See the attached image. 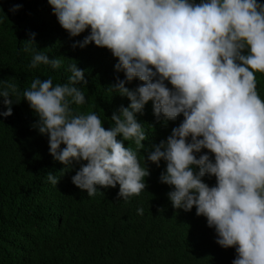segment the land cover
Segmentation results:
<instances>
[{"label":"clouds","instance_id":"obj_1","mask_svg":"<svg viewBox=\"0 0 264 264\" xmlns=\"http://www.w3.org/2000/svg\"><path fill=\"white\" fill-rule=\"evenodd\" d=\"M70 37L88 30L73 47L89 43L117 58L109 90L130 103L105 128L95 112L74 113L86 103L85 70L70 63L64 83L33 78L22 96L37 116L33 127L48 138L51 157L72 168L71 182L93 197L118 188L128 201L146 187L147 162L165 168L159 181L170 187L175 209L191 211L214 228L216 243L234 247L232 264H264V100L256 73L264 74V2L261 0H47ZM22 5H12L15 13ZM21 49L30 67L59 69L62 60L37 50L34 37ZM34 45L35 47H31ZM133 79L140 83L126 87ZM169 85L171 87H169ZM14 83L0 86V117L20 100ZM151 101L157 121L183 119L143 157L145 129L137 119ZM117 137H120L119 139ZM132 141L135 149L125 146ZM203 150L204 151L202 153ZM202 153V154H201ZM199 154V155H198ZM215 177L210 186L204 177ZM56 187L59 177L47 174ZM143 208L137 213L142 215Z\"/></svg>","mask_w":264,"mask_h":264},{"label":"trees","instance_id":"obj_2","mask_svg":"<svg viewBox=\"0 0 264 264\" xmlns=\"http://www.w3.org/2000/svg\"><path fill=\"white\" fill-rule=\"evenodd\" d=\"M15 4L22 7L13 13ZM31 33L36 34L37 50L62 60L59 69L29 66L31 53L21 49ZM87 34L86 29L70 37L47 0H0V86L14 83L19 96L13 99H21L13 104L12 115L0 117V264H232L235 248L215 242L214 228L195 214V207L187 212L172 207L170 187L159 181L165 163L157 167L146 161L152 146L166 139L182 116L157 121L151 101L137 114L148 137L142 141L140 160L143 164L145 158L150 174L144 191L128 201L118 197V185L97 186L100 192L89 197L71 182L79 164L64 168L49 154L48 138L33 127L37 116L22 96L33 78L64 83L71 75L68 65L75 62L85 70L87 83L82 86L86 103L72 105L73 111L95 112L105 128L113 124L111 114L130 103L109 90L117 77L124 78L123 72L115 71L117 58L110 50L93 43L72 46ZM256 78L264 100V74L256 73ZM140 83L133 79L125 86L134 89ZM124 143L135 149L132 141ZM48 173L59 177L56 187ZM204 181L212 186L215 177ZM138 208H143L142 215Z\"/></svg>","mask_w":264,"mask_h":264}]
</instances>
